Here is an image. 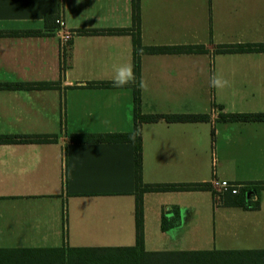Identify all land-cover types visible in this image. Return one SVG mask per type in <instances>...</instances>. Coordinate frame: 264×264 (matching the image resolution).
<instances>
[{
    "label": "crops",
    "instance_id": "1",
    "mask_svg": "<svg viewBox=\"0 0 264 264\" xmlns=\"http://www.w3.org/2000/svg\"><path fill=\"white\" fill-rule=\"evenodd\" d=\"M140 6L142 46L206 51L142 52L140 79L116 88L113 66L134 61L132 0H0V31L19 33L0 35V83L53 84L0 89V135H56L0 143V248L67 257L136 245L134 142L70 137L133 131L138 86L142 113L209 115L141 123L144 184L210 183L214 176L264 181V120L221 117L264 113V51H218L264 43V0H141ZM48 15L61 16L73 33L65 47L62 31L46 24ZM214 74L229 86L211 88ZM259 196V208L250 209L217 202L212 189L146 191L144 250L264 249V188ZM173 205L181 209V223L163 231L162 213ZM212 211L218 238L198 241L201 249L180 246L188 243V228L209 225Z\"/></svg>",
    "mask_w": 264,
    "mask_h": 264
},
{
    "label": "trees",
    "instance_id": "2",
    "mask_svg": "<svg viewBox=\"0 0 264 264\" xmlns=\"http://www.w3.org/2000/svg\"><path fill=\"white\" fill-rule=\"evenodd\" d=\"M141 0H132L133 25L137 33L133 36L134 61L133 69L137 80L140 79V53H163V52H203L206 51L202 45L188 46H142L141 26ZM57 15L46 16V24L51 29L55 28ZM51 21V23H50ZM85 33H102L105 29H84ZM108 32H124L126 29H107ZM28 34L39 33V31L25 32ZM19 34L18 32H2L0 35ZM219 52H250L264 51V43L230 44L220 45ZM110 84V83H107ZM51 83H0V89L14 88H36L49 87ZM223 119L230 120H264V113H222ZM159 119L166 121H206L208 114H147L141 111V93L139 86L134 89V121L135 128L131 132L115 133H75L70 139L74 142H120L132 141L135 145V168L136 184L138 193L136 196V238L137 243L131 247H107L95 249H82L76 256L72 253L67 257L64 253L50 254L46 251L36 249H11L0 248V259H11L13 261H40L45 259V264H62L68 260L72 264H264V249L251 250H144V210L143 193L146 191H182L195 189H211L210 183H156L144 184L142 182V138L140 125L142 122H154ZM56 135H0V143L21 142H43L55 140ZM264 188V181L247 183L241 187L236 194L227 192L223 202L227 205L243 206L256 209L260 206V191ZM258 199L254 200V196ZM181 223V209L178 205L164 209L161 219V228L168 231ZM3 256V257H2Z\"/></svg>",
    "mask_w": 264,
    "mask_h": 264
},
{
    "label": "rangeland",
    "instance_id": "3",
    "mask_svg": "<svg viewBox=\"0 0 264 264\" xmlns=\"http://www.w3.org/2000/svg\"><path fill=\"white\" fill-rule=\"evenodd\" d=\"M226 193L221 194L220 199H216L217 202L222 201ZM200 224V223H199ZM207 223L203 222L199 226H194L188 228V230L183 234L184 239L188 241L187 244L181 243L180 246H183L187 249H201L203 245H198V241L203 240L206 237H209L211 239L218 238L220 235L219 228L214 226L213 223V211L211 212V220L209 221V225H206ZM182 236V235H181ZM183 242V239H182ZM3 257V256H2ZM1 258V257H0ZM0 264H45V259H41L40 261H25V262H18L13 261L11 259H0ZM62 264V262L60 263ZM64 264H72L71 260H68ZM235 264V263H234Z\"/></svg>",
    "mask_w": 264,
    "mask_h": 264
},
{
    "label": "clouds",
    "instance_id": "4",
    "mask_svg": "<svg viewBox=\"0 0 264 264\" xmlns=\"http://www.w3.org/2000/svg\"><path fill=\"white\" fill-rule=\"evenodd\" d=\"M114 67V76L112 77V84L116 88H123L129 84L135 83L136 77L131 63L122 64ZM210 87L213 89H224L229 86V81L223 77L214 74L210 81ZM140 87L146 89L147 85L141 81ZM234 163V162H233Z\"/></svg>",
    "mask_w": 264,
    "mask_h": 264
},
{
    "label": "built area",
    "instance_id": "5",
    "mask_svg": "<svg viewBox=\"0 0 264 264\" xmlns=\"http://www.w3.org/2000/svg\"><path fill=\"white\" fill-rule=\"evenodd\" d=\"M56 24H57L58 29L62 31L61 36H60L61 46L65 47L68 44L69 40L72 38L73 33L71 31L64 29L65 23L61 16L56 19ZM210 184H211V189L216 194L217 199H220L221 194H224L227 192L236 194L240 191L241 187L247 185L243 183L233 182L227 179H221L216 176L213 177V179L210 181ZM253 199L257 200L258 197L255 195Z\"/></svg>",
    "mask_w": 264,
    "mask_h": 264
}]
</instances>
